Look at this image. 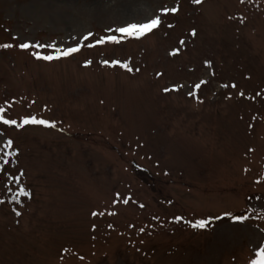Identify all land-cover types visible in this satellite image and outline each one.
<instances>
[{
  "label": "rangeland",
  "instance_id": "rangeland-1",
  "mask_svg": "<svg viewBox=\"0 0 264 264\" xmlns=\"http://www.w3.org/2000/svg\"><path fill=\"white\" fill-rule=\"evenodd\" d=\"M0 45V264L258 259L264 0H0Z\"/></svg>",
  "mask_w": 264,
  "mask_h": 264
},
{
  "label": "snow or ice",
  "instance_id": "snow-or-ice-1",
  "mask_svg": "<svg viewBox=\"0 0 264 264\" xmlns=\"http://www.w3.org/2000/svg\"><path fill=\"white\" fill-rule=\"evenodd\" d=\"M202 0H194V3H201ZM177 9L176 8H164L162 9V12H164L165 14L168 13V12H176ZM161 24V19L159 16L149 20L148 22L146 23H133V24H129L127 25L126 27H121L119 29H117L116 31H118L119 33H121L122 35L119 37V39H124L125 37H135V38H140V37H143L145 35H147L148 33L152 32L154 29H156L157 27H159ZM92 34L89 33L88 36H91ZM85 40L88 39V37H84ZM107 40L109 41H117L118 42V38L116 36H109L106 38ZM105 39H100V40H97L96 41V44H103L105 43ZM181 44H183V41H181ZM32 45L28 44V43H24V44H21L20 47L21 48H24V49H27L29 47H31ZM36 47L40 48V47H51V48H54L55 45H40V44H37L35 45ZM89 47L93 46V45H88ZM0 47H11V45H0ZM80 51V48L79 47H73V48H68L67 50H59L57 49V52H56V55H52V54H49V55H41L40 53H34V55L36 56L37 59H45V60H53V59H58L60 58L61 56H69L73 53H76ZM178 51V49L176 50ZM90 63V61L88 62ZM103 63L105 64H108V63H112V64H120L121 62L120 61H103ZM123 67L127 68L129 71H132L131 68H129L128 64L127 63H123L122 64ZM203 83V81L201 82ZM234 86V85H233ZM196 88H199L200 85H196L195 86ZM169 89H165V91H168ZM5 110L4 108L0 107V113H3ZM0 121H3V123L5 124H10V125H17V121L16 120H13V119H5L3 115H0ZM26 124H40V125H46V126H52L54 127V122H49L47 120H44V119H38L36 118L35 116H32V117H26L23 119V123L18 125L19 127H23L24 125ZM7 145L8 146H11L12 145V141L11 140H8L7 142ZM5 163H7V161H5ZM13 179H15L16 181H19L20 177H14ZM20 192L27 196L29 195V193L27 191H25V189L23 187H21L20 189ZM124 203H128L127 200H124ZM101 215H103V213H100ZM93 215H97V213H93ZM237 219H240V218H237ZM206 226V222L204 221H201L199 222L198 224L194 225V227H200V228H203ZM252 264H264V248H261L259 253H258V259L256 260H253L252 261Z\"/></svg>",
  "mask_w": 264,
  "mask_h": 264
}]
</instances>
